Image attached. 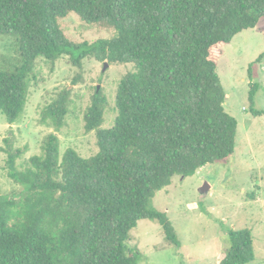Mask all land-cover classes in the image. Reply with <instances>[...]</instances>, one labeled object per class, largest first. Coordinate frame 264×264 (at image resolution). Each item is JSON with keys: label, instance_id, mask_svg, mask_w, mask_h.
<instances>
[{"label": "trees", "instance_id": "obj_1", "mask_svg": "<svg viewBox=\"0 0 264 264\" xmlns=\"http://www.w3.org/2000/svg\"><path fill=\"white\" fill-rule=\"evenodd\" d=\"M70 13L115 34L77 44L59 22ZM262 18L264 0H0V35L14 37L19 52L0 69V111L10 124L24 112L39 58L69 55L80 69L85 57L133 65L118 83L112 127L102 126L105 95L97 91L86 109L96 154H61L55 132L25 168L17 165L22 151H8L9 175L21 189L0 193V264H140L128 242L141 219L159 222L178 245L168 214L150 202L176 174L234 153L238 120L225 108L218 61L226 43ZM71 96L70 86L60 90L41 121L62 128ZM254 259L251 230L232 231L220 264Z\"/></svg>", "mask_w": 264, "mask_h": 264}, {"label": "rangeland", "instance_id": "obj_2", "mask_svg": "<svg viewBox=\"0 0 264 264\" xmlns=\"http://www.w3.org/2000/svg\"><path fill=\"white\" fill-rule=\"evenodd\" d=\"M66 35L77 44L110 38L115 29L107 23H90L70 13L59 20ZM78 53V51H76ZM14 37L0 35V69L17 62ZM106 62V61H105ZM85 57L83 68L64 55L52 62L37 60L28 102L13 124L0 111V193H18L21 185L9 175L8 151L21 150L19 168L41 154L46 137L55 132L63 154L74 148L89 157L99 151L96 130L85 128V112L97 91L107 99L103 127H112L118 111L120 78L133 65ZM218 74L226 92L225 108L238 120L234 153L225 160L209 163L195 174H176L172 183L159 190L150 206L168 214L180 243L169 242L162 225L141 219L130 232L129 246L139 249L140 264H220L230 246L234 230L248 228L254 241L255 259L247 264H264V18L256 27L236 34L223 46ZM74 79H77L74 82ZM258 88L250 100L252 84ZM72 89L65 125L55 127L41 121L43 107L63 88ZM252 110L259 111L255 114Z\"/></svg>", "mask_w": 264, "mask_h": 264}, {"label": "water", "instance_id": "obj_3", "mask_svg": "<svg viewBox=\"0 0 264 264\" xmlns=\"http://www.w3.org/2000/svg\"><path fill=\"white\" fill-rule=\"evenodd\" d=\"M107 65H108V62L106 61V62H105V68H106Z\"/></svg>", "mask_w": 264, "mask_h": 264}]
</instances>
